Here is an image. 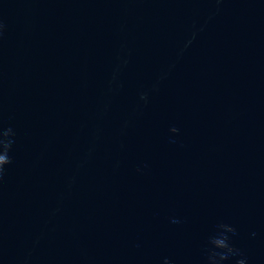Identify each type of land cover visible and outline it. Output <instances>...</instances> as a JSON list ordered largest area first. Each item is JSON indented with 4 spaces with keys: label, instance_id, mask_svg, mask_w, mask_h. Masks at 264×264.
<instances>
[{
    "label": "water",
    "instance_id": "1",
    "mask_svg": "<svg viewBox=\"0 0 264 264\" xmlns=\"http://www.w3.org/2000/svg\"><path fill=\"white\" fill-rule=\"evenodd\" d=\"M213 253L264 264V0H0V264Z\"/></svg>",
    "mask_w": 264,
    "mask_h": 264
},
{
    "label": "clouds",
    "instance_id": "2",
    "mask_svg": "<svg viewBox=\"0 0 264 264\" xmlns=\"http://www.w3.org/2000/svg\"><path fill=\"white\" fill-rule=\"evenodd\" d=\"M211 244L214 248H217V249H227V251L229 253H232L233 250L232 248L229 246L228 242H227V238L226 237H215L212 241H211ZM210 264H219V262L217 261L216 259V255L215 253H213L211 256H210ZM227 259L226 256L224 255H221L219 257V260H225ZM241 264H243V262H241Z\"/></svg>",
    "mask_w": 264,
    "mask_h": 264
}]
</instances>
